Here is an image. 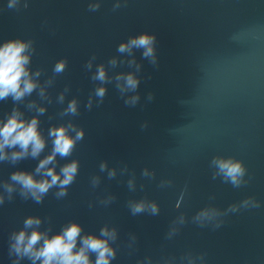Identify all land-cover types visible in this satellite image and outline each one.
Listing matches in <instances>:
<instances>
[{
  "label": "water",
  "instance_id": "obj_1",
  "mask_svg": "<svg viewBox=\"0 0 264 264\" xmlns=\"http://www.w3.org/2000/svg\"><path fill=\"white\" fill-rule=\"evenodd\" d=\"M89 2L28 0L25 10L21 0L16 11L7 7L9 0H0V43L34 40L32 71L42 70L41 85L54 79L46 88L51 103L34 92L19 105L25 119L36 115L25 104L36 101L47 109L39 116L46 138L50 127L69 120L85 131L72 157H57V173L72 159L80 162L65 198L57 200L58 189L53 188L41 204L16 196L0 206V264H11L9 235L28 216L42 218L40 230L51 227L50 235L70 222L95 235L105 225L116 227L118 240L113 246L119 247L112 264H137L145 257L157 264L171 256L179 264V257L189 251L207 253L206 264H264V0H128L127 7L115 12L116 0H101L97 12L87 10ZM142 32L157 36L158 68L138 50L132 56L117 52L121 42ZM93 55L96 60L86 71L84 65ZM64 58L66 71L53 77L54 64ZM112 58L117 60L115 68L107 64ZM132 59L141 65L137 74L141 101L135 108L124 105L114 79L105 85L90 79L99 64L110 77L135 72L127 63ZM66 86L70 91L60 104L57 98ZM97 86L107 89L99 107L92 95ZM150 92L155 98L147 102ZM90 96L89 111L85 105ZM73 98L79 101L80 115L61 118L59 113ZM13 107L11 98L0 101V119ZM145 121L149 127L141 130ZM50 152L49 142L37 159L15 166L0 163V182L16 170L33 172ZM217 155L242 160L251 182L237 189L219 177L213 179L209 164ZM102 161L107 162L104 172L99 170ZM112 169L116 176L109 179ZM144 169L154 171L155 178L142 176ZM93 176L100 179L95 189L90 184ZM169 180L171 186H158ZM109 196L116 200L107 206L99 203ZM248 197H255L261 207L229 214L217 230L191 222L204 207L225 210ZM141 199L156 202L159 215L132 216L127 203ZM181 214L188 223L172 240H165L171 222ZM129 234L137 237L132 249L127 247Z\"/></svg>",
  "mask_w": 264,
  "mask_h": 264
},
{
  "label": "clouds",
  "instance_id": "obj_2",
  "mask_svg": "<svg viewBox=\"0 0 264 264\" xmlns=\"http://www.w3.org/2000/svg\"><path fill=\"white\" fill-rule=\"evenodd\" d=\"M21 0H9L7 7L19 11L18 5ZM128 6V0H116L112 11L115 12L122 7ZM29 7L28 0H24L23 8ZM101 8V0H90L87 10L97 12ZM47 25V21H44ZM157 36L154 33L142 32L135 36H130L126 42L118 45L117 52L121 55H133L134 50L141 52L142 58L146 59L153 67H159ZM36 54L35 41L32 39H11L0 43V101H7L11 98L14 107L11 112L0 119V163H7L12 166L19 164L28 158L37 159L44 152L48 143H51V152L45 158L39 161L33 172L26 170H16L12 172L6 181L0 182V206L6 201L11 202L16 196L23 201L31 200L34 203H43L45 197L53 188L58 189L54 196L57 200L63 199L68 195V189L75 183L80 170V162L72 159L64 164L59 173L55 170L57 157L68 159L72 157L77 145L85 137V131L77 126L72 120L59 126H52L48 129L47 138L40 129L39 116L43 115L47 109L38 106L36 101H30L25 104L28 110H35L36 115L31 119H25V114L19 108L24 104L27 97L32 96L34 92L42 100L51 103V99L46 95V88L54 83L50 78L44 85L39 82L42 74L41 69L35 72L31 69L33 56ZM96 56L93 55L84 65L86 71H91L93 61ZM123 63V61H121ZM128 66L135 67V72L121 73L115 77L108 75V69L104 64L96 66L95 73L90 77L93 82L99 85L112 83L115 80V87L124 100L126 107L135 108L140 104L141 96L138 89L141 84V78L137 75L141 70V65L137 64L135 59L129 60ZM108 66L115 68L117 60L109 59ZM68 61L66 58L58 60L52 69L53 77L62 75L67 69ZM149 79L151 77H148ZM70 88L65 87L64 92L60 93L57 102L63 104L65 93ZM134 93L133 95H126ZM93 96L97 98L96 106L99 107L107 95V89L103 86L94 88ZM154 94L148 93L147 102L154 100ZM85 107L90 111L93 107L92 96ZM80 115L79 101L73 98L67 103V106L59 113L63 117H76ZM149 127L147 121L140 125L141 130ZM52 165L53 167H49ZM213 170L212 178H221L224 183L230 184L233 188H242L247 186L253 177L249 175L245 163L233 156H214L209 164ZM100 172L107 170V162L102 161L99 164ZM127 171V166L123 169ZM142 176L154 179L155 172L149 174L147 169L141 173ZM116 176L115 169L108 171V178L113 179ZM37 177H40L39 179ZM90 184L95 189L100 184L99 177L90 178ZM172 181H162L159 187L171 186ZM128 187L134 191L132 180L128 181ZM186 190V189H185ZM214 199V197H210ZM116 200L115 196H109L105 200L99 201L100 204L107 206ZM127 208L132 216L147 214L156 216L160 213L159 205L154 201H129ZM92 204H89V208ZM261 202L255 197H248L243 201L229 205L225 210L214 206H207L199 210L192 218L191 222L201 228L210 227L217 230L225 224V217L229 214H235L241 210L258 209ZM50 220V218H48ZM42 218L28 216L23 220V226L19 230L12 231L8 238V256L11 264H22L27 259L30 264H112L117 258L118 245L114 247L118 240V229L109 228L107 225L100 229L99 235L87 234L83 227L75 222H70L63 226L59 233L50 235L51 227L41 231ZM188 223L184 214L176 217L170 224L169 230L165 235V240H172L176 237L182 226ZM129 243L127 247L132 249L136 244L137 237L129 234ZM95 256V260L91 259ZM207 253L193 254L186 252L179 257V264H206ZM137 264H153L151 257H145ZM157 264H177L175 256L162 258Z\"/></svg>",
  "mask_w": 264,
  "mask_h": 264
}]
</instances>
